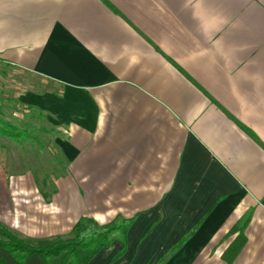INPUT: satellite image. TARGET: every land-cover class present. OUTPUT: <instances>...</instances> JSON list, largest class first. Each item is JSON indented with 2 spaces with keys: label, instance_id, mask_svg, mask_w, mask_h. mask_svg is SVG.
<instances>
[{
  "label": "crops",
  "instance_id": "crops-1",
  "mask_svg": "<svg viewBox=\"0 0 264 264\" xmlns=\"http://www.w3.org/2000/svg\"><path fill=\"white\" fill-rule=\"evenodd\" d=\"M0 65L63 160L46 198L0 146L6 228L133 219L89 264H227L241 236L264 264V0H0Z\"/></svg>",
  "mask_w": 264,
  "mask_h": 264
},
{
  "label": "trees",
  "instance_id": "trees-1",
  "mask_svg": "<svg viewBox=\"0 0 264 264\" xmlns=\"http://www.w3.org/2000/svg\"><path fill=\"white\" fill-rule=\"evenodd\" d=\"M27 110L37 113L40 121L48 122L45 112L33 108ZM2 123L4 125L2 132L8 137L14 138L20 144L29 140L30 143L37 145L42 150L46 148L42 136L52 135L54 139L60 136L55 127L48 130L44 126L28 125L27 129L21 130L8 122ZM53 149L56 153L55 160L60 161L58 168H55V173L61 176L62 156L55 146ZM46 177L43 179L44 186L42 188L47 186L51 178ZM41 192L46 198L49 196L45 191L42 190ZM132 223L133 219L117 218L108 224L101 225L91 218H82L74 226L69 238L58 236L52 239H21L12 234L0 222V264H89L101 250L111 246L115 241L124 244V248L116 256L119 258L126 252L127 232ZM244 225L240 227V230L244 228ZM243 245L244 237L241 236L240 240L225 255L227 264L233 263ZM176 250L178 248L170 254Z\"/></svg>",
  "mask_w": 264,
  "mask_h": 264
},
{
  "label": "rangeland",
  "instance_id": "rangeland-1",
  "mask_svg": "<svg viewBox=\"0 0 264 264\" xmlns=\"http://www.w3.org/2000/svg\"><path fill=\"white\" fill-rule=\"evenodd\" d=\"M17 75L0 65V146L6 147L3 157L8 168L7 171L10 174L18 175L34 174L40 180L47 178L46 176L57 177L59 174L55 173V168H58L60 161L54 158L56 153L53 151L54 138L52 135L42 136L43 144L46 147L42 150L37 145L30 143L29 140L23 141L22 145L2 132L4 126L2 122H8L21 130L27 129L28 125L44 126L48 130L51 129L48 122L40 121L37 113L24 110L18 105L14 88V85L20 80ZM42 187L41 190L45 192H51L53 189L52 186ZM10 232L14 234V232ZM14 235L21 238L16 234ZM70 236L71 233L62 237L69 238Z\"/></svg>",
  "mask_w": 264,
  "mask_h": 264
}]
</instances>
